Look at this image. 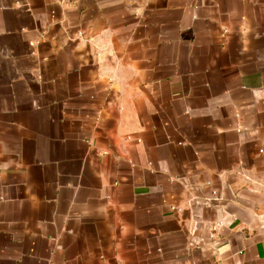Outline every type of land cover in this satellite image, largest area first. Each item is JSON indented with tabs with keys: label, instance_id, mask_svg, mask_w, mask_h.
<instances>
[{
	"label": "crops",
	"instance_id": "1",
	"mask_svg": "<svg viewBox=\"0 0 264 264\" xmlns=\"http://www.w3.org/2000/svg\"><path fill=\"white\" fill-rule=\"evenodd\" d=\"M0 264H264V0H0Z\"/></svg>",
	"mask_w": 264,
	"mask_h": 264
}]
</instances>
